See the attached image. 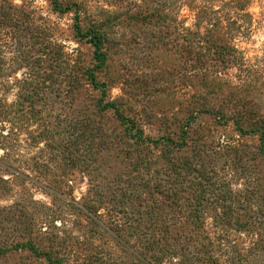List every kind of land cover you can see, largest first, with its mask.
I'll use <instances>...</instances> for the list:
<instances>
[{"label":"trees","instance_id":"16d2710c","mask_svg":"<svg viewBox=\"0 0 264 264\" xmlns=\"http://www.w3.org/2000/svg\"><path fill=\"white\" fill-rule=\"evenodd\" d=\"M49 1L54 13L74 14V33L92 46L97 64L84 69L81 85L100 92L101 111L122 126L121 132L111 134L102 127L85 126V138L97 141L98 154L115 143L118 147L111 155L123 170L106 192L98 193L100 186H93L83 204L63 199L68 210L38 203L28 189L16 191L19 181L30 178L28 172H37L38 163L26 158L23 150L30 152L38 144L31 138L32 126L40 122L42 128L48 127L43 116L51 86L57 84L55 94L61 97L75 60L33 1L19 5L0 0V264L14 258L15 264H264V115L229 112L226 100L212 105L198 91L179 135L146 137L118 101L107 99V84L98 79L107 69L104 23L93 21L86 28L88 11L81 2ZM197 8L204 22L210 13L216 14L208 7ZM212 22L206 35L186 27L177 29L178 35L187 47L195 45L207 57H217L224 68L236 62L237 49L224 43L222 23ZM202 70L196 71L202 85L220 89L223 69ZM252 76L234 89L246 86L248 96L259 92ZM241 101L240 97L237 103ZM206 115L214 117L215 125L202 121ZM221 128L233 129L235 135H225ZM218 157L225 163L220 164ZM250 161L259 165L250 166ZM55 183L58 188L64 185ZM53 194L58 198L60 193ZM209 219L220 231L217 236L208 232ZM231 231L245 236L247 246L232 240ZM75 248L97 255H62Z\"/></svg>","mask_w":264,"mask_h":264},{"label":"rangeland","instance_id":"374dc122","mask_svg":"<svg viewBox=\"0 0 264 264\" xmlns=\"http://www.w3.org/2000/svg\"><path fill=\"white\" fill-rule=\"evenodd\" d=\"M13 1L19 5L24 1H33L53 25L52 32L58 43L75 60L73 76L63 85L61 97L55 94L57 84L51 86L53 93L46 101L48 107L43 116V122H47L48 127L42 128V123L38 124L40 122L32 126L31 138L38 144L30 152L23 150L26 158L31 156L34 163H38L37 172H26L31 180L19 181L21 187L16 186V191L19 193L28 189L38 203L55 211L68 210L63 199L83 204L93 186H100L96 189L98 193L100 189L106 192L109 182L123 170L111 155L114 153L112 149L118 146L113 143L107 151L98 154L97 141L94 139L93 143L85 138L88 134L85 126L102 127L110 134L115 130L121 132L122 126L112 114L101 111V93L81 85L84 69H92L97 64L93 60L92 46L79 40L74 33V14L54 13L49 0ZM74 1L81 2L88 11L84 20L86 28L93 21L104 23L109 39L105 50L107 69L99 72L98 79L107 84V99L118 101L125 114L139 122L146 137L157 139L172 133L179 135L190 117V107L198 91L212 105L218 106L220 101L226 100L228 109H231L229 112L251 110L264 115V0ZM197 7H208L216 14L210 13L204 22L199 20ZM213 19L223 25L224 43L237 49L236 62L224 68L217 57H211L214 59L211 61L203 48L195 45L187 47L178 35L181 27L206 35V29L214 23ZM200 21V29L197 30L196 24ZM204 68L208 71L223 69L220 89L202 85L196 71L202 73ZM250 72L253 85L260 88L252 96L247 95L246 86L242 91L233 87L245 85L243 83L248 80ZM14 93L9 96L10 101L15 99ZM240 97L243 101L237 103ZM202 121L215 125L211 115L204 116ZM220 131L228 136L235 135L233 129L221 128ZM39 133L42 138H38ZM246 140L251 145L256 144L254 139ZM217 160L220 164L226 161L222 157ZM249 164L259 165L258 161H250ZM86 165L93 169L86 170ZM57 181L64 182L63 187L58 188ZM54 192L60 193L58 198L54 197ZM8 203L11 202L1 204ZM69 227L78 235L76 228L70 224ZM207 229L212 237L220 233L211 219L207 222ZM229 237L247 246L245 236L231 231ZM62 255L87 257L97 254L75 248L73 252H63ZM16 260L12 259L10 264H15Z\"/></svg>","mask_w":264,"mask_h":264}]
</instances>
